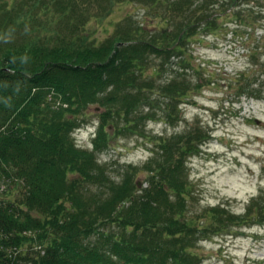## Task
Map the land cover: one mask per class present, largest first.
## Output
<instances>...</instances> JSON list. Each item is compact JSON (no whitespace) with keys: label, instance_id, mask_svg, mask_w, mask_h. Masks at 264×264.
Returning <instances> with one entry per match:
<instances>
[{"label":"trees","instance_id":"1","mask_svg":"<svg viewBox=\"0 0 264 264\" xmlns=\"http://www.w3.org/2000/svg\"><path fill=\"white\" fill-rule=\"evenodd\" d=\"M124 1L0 0V264H202L200 242L246 218L223 204L190 213L188 161L207 134L194 126L152 135L143 124H173L202 88L190 71L206 68L189 45L219 21L235 24L252 60L234 73L239 97H262L243 76L264 66L256 60L263 9L242 15L236 7L247 0H139L162 25L127 16L93 38L89 22ZM91 105L100 107L92 150L73 136ZM129 134L145 137L151 155L116 177L101 154Z\"/></svg>","mask_w":264,"mask_h":264},{"label":"rangeland","instance_id":"2","mask_svg":"<svg viewBox=\"0 0 264 264\" xmlns=\"http://www.w3.org/2000/svg\"><path fill=\"white\" fill-rule=\"evenodd\" d=\"M247 2L249 5L241 3L236 7L242 15L256 16L257 11L250 6L263 9L264 13V0ZM153 15L151 7L145 3L125 0L106 16L92 19L87 29L93 38L104 39L117 22L127 16L157 29L163 20L152 21ZM218 24L222 27L215 34H208L189 45L197 63L203 61L206 68L199 74L190 69L195 79H200L201 90L190 94L173 124L157 120L143 125L152 135H172L194 126L208 136L215 135L207 137L201 151L188 161L194 193L190 199V213L200 216L206 207L224 204L246 218L239 225H229L221 233L200 242L197 250L202 261L204 259L202 264H264V74L260 75L264 66L256 65L243 76L251 78L252 87L257 88L255 92L262 97L249 94L239 97L240 89L235 87L239 83L233 81L237 76L234 73L248 69L252 60L241 43L242 38L233 35L235 24L227 21ZM225 26L230 27L226 33ZM256 34H264V30ZM261 53L256 60L262 64L264 53ZM176 60L171 59L164 76L175 71ZM87 111L82 118L84 122L99 120L97 105H91ZM149 148L143 136L116 135L101 159L109 162L114 176L118 177L124 164L142 165L151 155ZM144 176L140 173L137 179Z\"/></svg>","mask_w":264,"mask_h":264}]
</instances>
